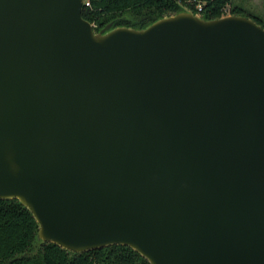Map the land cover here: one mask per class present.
Returning a JSON list of instances; mask_svg holds the SVG:
<instances>
[{
    "label": "water",
    "instance_id": "obj_1",
    "mask_svg": "<svg viewBox=\"0 0 264 264\" xmlns=\"http://www.w3.org/2000/svg\"><path fill=\"white\" fill-rule=\"evenodd\" d=\"M83 6L0 0V200L74 253L264 264V29L188 11L96 32Z\"/></svg>",
    "mask_w": 264,
    "mask_h": 264
},
{
    "label": "trees",
    "instance_id": "obj_2",
    "mask_svg": "<svg viewBox=\"0 0 264 264\" xmlns=\"http://www.w3.org/2000/svg\"><path fill=\"white\" fill-rule=\"evenodd\" d=\"M230 0H215L206 6L202 18L221 19ZM188 9L179 0H84L82 17L100 32L113 28L142 30L164 17ZM234 16H244L234 8ZM264 29V22L254 20ZM39 224L18 200H0V264H150L127 246L112 245L85 253H74L53 244L37 241Z\"/></svg>",
    "mask_w": 264,
    "mask_h": 264
},
{
    "label": "rangeland",
    "instance_id": "obj_3",
    "mask_svg": "<svg viewBox=\"0 0 264 264\" xmlns=\"http://www.w3.org/2000/svg\"><path fill=\"white\" fill-rule=\"evenodd\" d=\"M184 8L186 7L184 6ZM234 8L241 10L245 17L264 22V0H230V3L225 7L227 12L223 13L222 18L232 16ZM183 12H188V10Z\"/></svg>",
    "mask_w": 264,
    "mask_h": 264
},
{
    "label": "built area",
    "instance_id": "obj_4",
    "mask_svg": "<svg viewBox=\"0 0 264 264\" xmlns=\"http://www.w3.org/2000/svg\"><path fill=\"white\" fill-rule=\"evenodd\" d=\"M215 0H179V3L184 5L188 11L192 12L194 15L198 17H202V14L206 10V6L209 2H212ZM227 12L226 9H224L223 13Z\"/></svg>",
    "mask_w": 264,
    "mask_h": 264
}]
</instances>
